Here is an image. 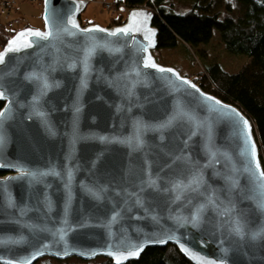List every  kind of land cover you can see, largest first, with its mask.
Instances as JSON below:
<instances>
[{"label": "water", "instance_id": "95a60500", "mask_svg": "<svg viewBox=\"0 0 264 264\" xmlns=\"http://www.w3.org/2000/svg\"><path fill=\"white\" fill-rule=\"evenodd\" d=\"M88 1L42 0L44 27L0 50V264L168 244L193 264H264L250 120L156 62L151 10L81 25ZM28 30L47 38L6 51Z\"/></svg>", "mask_w": 264, "mask_h": 264}, {"label": "trees", "instance_id": "16d2710c", "mask_svg": "<svg viewBox=\"0 0 264 264\" xmlns=\"http://www.w3.org/2000/svg\"><path fill=\"white\" fill-rule=\"evenodd\" d=\"M110 1L113 13L120 11L118 15L110 17L114 22L123 23L126 11L130 8L145 6L153 12L152 25L157 29L153 53L162 49L173 51L180 42L190 47L207 43L216 30L226 51L249 57L248 62L234 69H227L219 62L208 63L190 77L203 91L236 105L250 120L264 169V0H237L244 7L238 18L230 15L229 5H226V14L220 16L217 12H211L209 5L201 7L198 0H188L190 5L182 11L174 8L175 2L172 0ZM5 40L0 38V48ZM194 60L196 59L190 55V62L193 63ZM173 67L186 75L177 66ZM2 106L3 102L0 101V109ZM3 174L0 172V175ZM99 264L114 263L104 258ZM122 264L193 263L175 245L168 244L163 247H148L137 259Z\"/></svg>", "mask_w": 264, "mask_h": 264}, {"label": "rangeland", "instance_id": "374dc122", "mask_svg": "<svg viewBox=\"0 0 264 264\" xmlns=\"http://www.w3.org/2000/svg\"><path fill=\"white\" fill-rule=\"evenodd\" d=\"M14 1L15 4L11 7L8 14H0V38L6 39L0 50L17 31L26 27L38 29L44 27V22L42 20L43 6L41 0ZM172 1L175 2L174 8L178 11L185 10L186 7L190 5L188 0ZM198 4L201 5V7L209 5L210 11L217 12L220 16L226 14V5H229L230 15L233 18H238L244 8L237 0H198ZM107 5H109L110 9L106 7ZM128 10L126 11V14ZM116 12L113 13V5L110 0H90L88 1L85 10L80 15V22L81 25L99 24L103 27L121 25L122 23L110 20L112 15L114 16L120 13L119 10ZM114 23L118 24L113 25ZM152 55L154 56L156 62L163 66H177L183 73L186 74L183 76H186L191 80H193L190 77L192 73H194L197 69H203L206 64L211 62H219L227 69H234L240 64L249 61V57L247 55H234L226 51L219 39L218 31L216 30L207 43L190 47L189 45L184 46L183 43L180 42L173 49V51L169 49H162L158 53L152 52ZM190 55L196 59L193 63L190 62ZM103 260V257H97L91 260H81L76 257H70L67 259L42 257L34 264H99Z\"/></svg>", "mask_w": 264, "mask_h": 264}, {"label": "snow or ice", "instance_id": "6c2138e0", "mask_svg": "<svg viewBox=\"0 0 264 264\" xmlns=\"http://www.w3.org/2000/svg\"><path fill=\"white\" fill-rule=\"evenodd\" d=\"M70 23H72L73 27H76L75 22L74 21H70ZM29 35H33V36H38L41 38L46 39L47 38V34L45 33H41V32H32L31 30H28L26 32H22L20 34H18V37L16 39H14L13 41L9 42V46L8 49L6 51H15L18 50V47H13L14 45H19V46H30V42H28L25 38ZM6 53L0 54V59H2L3 55H5ZM161 71H164V69H161ZM170 71V70H169ZM264 175V174H262ZM135 254V253H133Z\"/></svg>", "mask_w": 264, "mask_h": 264}, {"label": "built area", "instance_id": "2783aa9c", "mask_svg": "<svg viewBox=\"0 0 264 264\" xmlns=\"http://www.w3.org/2000/svg\"><path fill=\"white\" fill-rule=\"evenodd\" d=\"M15 1L14 0H0V14L6 15L9 13L12 6H14ZM108 9H110L109 5L106 6Z\"/></svg>", "mask_w": 264, "mask_h": 264}]
</instances>
